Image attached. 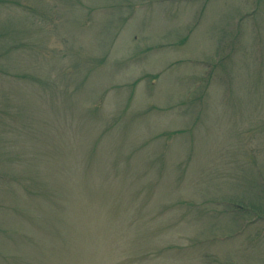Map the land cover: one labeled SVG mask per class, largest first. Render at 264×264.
Instances as JSON below:
<instances>
[{
	"label": "rangeland",
	"instance_id": "obj_1",
	"mask_svg": "<svg viewBox=\"0 0 264 264\" xmlns=\"http://www.w3.org/2000/svg\"><path fill=\"white\" fill-rule=\"evenodd\" d=\"M0 264H264V0H0Z\"/></svg>",
	"mask_w": 264,
	"mask_h": 264
}]
</instances>
